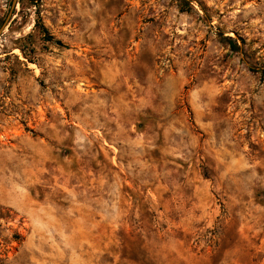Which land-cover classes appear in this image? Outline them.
Returning <instances> with one entry per match:
<instances>
[{
	"label": "rangeland",
	"instance_id": "374dc122",
	"mask_svg": "<svg viewBox=\"0 0 264 264\" xmlns=\"http://www.w3.org/2000/svg\"><path fill=\"white\" fill-rule=\"evenodd\" d=\"M13 1L0 264H264V0Z\"/></svg>",
	"mask_w": 264,
	"mask_h": 264
},
{
	"label": "water",
	"instance_id": "95a60500",
	"mask_svg": "<svg viewBox=\"0 0 264 264\" xmlns=\"http://www.w3.org/2000/svg\"><path fill=\"white\" fill-rule=\"evenodd\" d=\"M15 7H16V0L13 1V7H12V9L10 11L9 18L12 16L13 10L15 9Z\"/></svg>",
	"mask_w": 264,
	"mask_h": 264
},
{
	"label": "trees",
	"instance_id": "16d2710c",
	"mask_svg": "<svg viewBox=\"0 0 264 264\" xmlns=\"http://www.w3.org/2000/svg\"><path fill=\"white\" fill-rule=\"evenodd\" d=\"M57 43H59V44H60L61 42H57Z\"/></svg>",
	"mask_w": 264,
	"mask_h": 264
}]
</instances>
